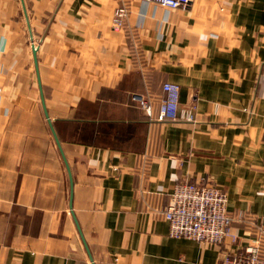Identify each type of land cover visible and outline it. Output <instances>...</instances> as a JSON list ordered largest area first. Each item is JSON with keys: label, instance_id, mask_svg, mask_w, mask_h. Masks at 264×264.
<instances>
[{"label": "crops", "instance_id": "0c3cea01", "mask_svg": "<svg viewBox=\"0 0 264 264\" xmlns=\"http://www.w3.org/2000/svg\"><path fill=\"white\" fill-rule=\"evenodd\" d=\"M118 3L0 0V264H217L155 211L182 179L264 221V0H129L115 30ZM165 81L194 119L152 132L133 95Z\"/></svg>", "mask_w": 264, "mask_h": 264}, {"label": "built area", "instance_id": "2783aa9c", "mask_svg": "<svg viewBox=\"0 0 264 264\" xmlns=\"http://www.w3.org/2000/svg\"><path fill=\"white\" fill-rule=\"evenodd\" d=\"M145 1L171 9H184L191 2V0ZM118 2L114 29L123 30L130 12L129 0H118ZM130 45L133 53L137 56L142 54L133 36ZM34 46L36 47L35 44ZM140 70L144 75H149L148 67L141 66ZM162 91L163 95L150 93L133 95V99L146 113L152 132L163 121L194 119L189 110L186 114L180 113L183 108L180 106L181 87L178 83L165 81L162 83ZM151 143L154 141L151 140ZM151 153L145 152L140 166L136 169L140 182L148 180ZM140 193L144 199L152 194L149 190H142ZM154 208L156 213L169 223L170 236L220 245L221 256L217 264H264V221L251 212L230 210L227 192L215 182L179 180L170 193L169 201L162 207ZM233 227H245L251 231V236H248V240L243 245L238 244L239 236L234 232Z\"/></svg>", "mask_w": 264, "mask_h": 264}, {"label": "water", "instance_id": "95a60500", "mask_svg": "<svg viewBox=\"0 0 264 264\" xmlns=\"http://www.w3.org/2000/svg\"><path fill=\"white\" fill-rule=\"evenodd\" d=\"M23 6H24V12H25V15H26V18H27V21H28V23H30L29 22V18H28V13H27V10H26V6H25V3L23 2ZM37 47H34V50H35V52H37ZM57 143H58V145L60 146V143L57 141ZM61 148V147H60ZM62 154H63V151H62ZM63 156H64V154H63ZM65 158V157H64ZM66 160V159H65ZM66 163H67V161H66ZM69 167V166H68ZM87 250H88V252H89V255H90V257L92 258V255H91V253H90V251H89V248H88V246H87ZM93 259V258H92Z\"/></svg>", "mask_w": 264, "mask_h": 264}, {"label": "rangeland", "instance_id": "374dc122", "mask_svg": "<svg viewBox=\"0 0 264 264\" xmlns=\"http://www.w3.org/2000/svg\"><path fill=\"white\" fill-rule=\"evenodd\" d=\"M36 47H37V45H36Z\"/></svg>", "mask_w": 264, "mask_h": 264}]
</instances>
